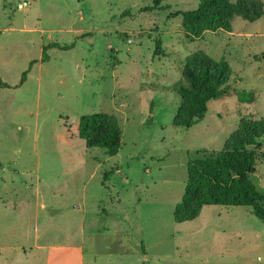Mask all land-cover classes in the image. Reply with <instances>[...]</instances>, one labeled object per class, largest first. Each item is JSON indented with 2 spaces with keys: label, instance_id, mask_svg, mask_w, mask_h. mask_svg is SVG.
<instances>
[{
  "label": "rangeland",
  "instance_id": "rangeland-1",
  "mask_svg": "<svg viewBox=\"0 0 264 264\" xmlns=\"http://www.w3.org/2000/svg\"><path fill=\"white\" fill-rule=\"evenodd\" d=\"M198 4L0 0V264H79L78 248L83 264H264L250 206L174 219L189 160L220 150L242 116L264 117V16L190 40L179 12ZM197 50L229 64L232 87L203 120L175 126L171 86ZM95 112L118 117L114 156L78 134ZM251 178L264 194V161Z\"/></svg>",
  "mask_w": 264,
  "mask_h": 264
},
{
  "label": "trees",
  "instance_id": "trees-1",
  "mask_svg": "<svg viewBox=\"0 0 264 264\" xmlns=\"http://www.w3.org/2000/svg\"><path fill=\"white\" fill-rule=\"evenodd\" d=\"M163 0H154L155 6ZM182 26L190 40L203 38L207 32H232L241 17L253 22L264 16L263 0H199L195 9L179 12ZM160 44L158 49L160 50ZM44 47L43 61L48 60ZM35 61L24 71L21 84ZM181 78L171 89L180 97L173 125L190 128L204 119L209 102L227 95L232 87V70L226 61L213 58L204 50L186 57ZM10 84L0 77V89ZM255 100L252 93L249 99ZM78 134L88 148L101 147L110 156L121 147L123 131L115 114L95 112L79 119ZM264 161V117L242 116L238 127L226 138L220 150H203L189 160L188 178L181 201L174 210L176 222L198 218L205 206H250L264 219V194L251 176L257 163Z\"/></svg>",
  "mask_w": 264,
  "mask_h": 264
},
{
  "label": "crops",
  "instance_id": "crops-1",
  "mask_svg": "<svg viewBox=\"0 0 264 264\" xmlns=\"http://www.w3.org/2000/svg\"><path fill=\"white\" fill-rule=\"evenodd\" d=\"M200 217V216H199ZM39 245H37V247H38ZM7 248L8 247H4V250H7ZM9 249H12V247H9ZM23 250V252H19L18 250ZM14 250H16V249H14ZM79 252H80V261H79V264H83V260H84V251H83V249L82 248H78L77 249ZM230 253H232L231 251H229V254ZM25 257H27V250L26 249H24V247H19L18 249H17V251H16V258L17 259H23V258H25ZM69 259H70V255H69V257L67 258V262L69 261ZM51 260L52 259H49V264H56V262H54V261H52V263H51ZM57 261V260H56ZM57 263H58V261H57Z\"/></svg>",
  "mask_w": 264,
  "mask_h": 264
}]
</instances>
